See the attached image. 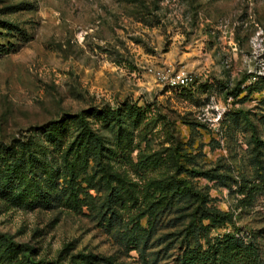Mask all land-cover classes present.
<instances>
[{
    "label": "rangeland",
    "instance_id": "1",
    "mask_svg": "<svg viewBox=\"0 0 264 264\" xmlns=\"http://www.w3.org/2000/svg\"><path fill=\"white\" fill-rule=\"evenodd\" d=\"M0 20L27 36L11 39L13 50L0 56V142L62 113L135 105L149 132L146 140L134 138L133 163L140 152L155 153L159 163L173 161L178 168L171 174L205 194L208 206L234 212L236 227L264 224V196L243 206L236 193V183L253 167L249 132L241 122L231 124V112L240 109L251 118L264 115V0H0ZM148 68L182 69L194 83L172 89L158 84ZM249 84L251 91H244ZM258 134L264 139V127ZM113 164L143 184L146 176L137 177L124 160ZM190 170L221 177H195ZM103 181L96 176L98 188L87 187L95 205L80 212L27 211L0 198V233L35 249L36 260H56L67 247L71 255L149 264L95 217ZM165 223L155 241L166 240L145 251L156 264H171L178 252L168 242L181 228ZM140 224L146 226V219Z\"/></svg>",
    "mask_w": 264,
    "mask_h": 264
},
{
    "label": "trees",
    "instance_id": "2",
    "mask_svg": "<svg viewBox=\"0 0 264 264\" xmlns=\"http://www.w3.org/2000/svg\"><path fill=\"white\" fill-rule=\"evenodd\" d=\"M13 38L25 41L27 36L14 24L0 20V56L13 50ZM247 78L243 77L240 84ZM251 85L244 91L250 92ZM240 122L249 132L253 167L252 173L248 171L236 183V193L243 197L245 206L264 196V139L258 134V128L264 127V115L251 118L242 109L231 112V124ZM148 126L142 108L124 103L62 113L30 127L20 137L0 142V198L27 211L80 212L83 206L95 205L87 187L95 188L99 176L104 179V197L96 206L98 210H93L95 217L123 248L138 251L143 263L156 264V258L148 260L145 251L153 243L166 240L164 235L155 241L159 226L166 220L165 224L181 228L168 242L176 243L178 251L171 264H264V224L236 227L234 212L208 206L205 194L185 177L171 174L178 168L173 161L159 163L155 153L144 152L138 153L134 163L130 160L137 147L134 138L146 140ZM120 159L137 177L146 176L143 184L133 183L126 172L114 170L113 163ZM189 173L209 180L221 177L210 170ZM144 218L146 226L140 224ZM226 227L231 229L218 232ZM67 250L63 247L56 260H36L35 249L0 233V264H116L110 258L71 255Z\"/></svg>",
    "mask_w": 264,
    "mask_h": 264
},
{
    "label": "built area",
    "instance_id": "3",
    "mask_svg": "<svg viewBox=\"0 0 264 264\" xmlns=\"http://www.w3.org/2000/svg\"><path fill=\"white\" fill-rule=\"evenodd\" d=\"M147 73L160 85L183 89L194 83V77L182 69L148 68Z\"/></svg>",
    "mask_w": 264,
    "mask_h": 264
}]
</instances>
